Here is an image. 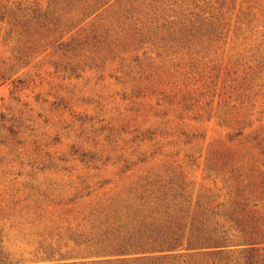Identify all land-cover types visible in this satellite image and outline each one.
<instances>
[{
	"label": "rangeland",
	"instance_id": "obj_1",
	"mask_svg": "<svg viewBox=\"0 0 264 264\" xmlns=\"http://www.w3.org/2000/svg\"><path fill=\"white\" fill-rule=\"evenodd\" d=\"M9 12L2 264L116 259L87 256L83 243L126 206L228 228L247 202L264 222V0H0V16ZM250 248L264 252L236 241L224 254ZM213 254L183 247L125 261L209 264Z\"/></svg>",
	"mask_w": 264,
	"mask_h": 264
},
{
	"label": "trees",
	"instance_id": "obj_2",
	"mask_svg": "<svg viewBox=\"0 0 264 264\" xmlns=\"http://www.w3.org/2000/svg\"><path fill=\"white\" fill-rule=\"evenodd\" d=\"M26 10L21 4L16 5V12L24 13ZM26 16L27 12L24 14ZM14 17L9 12L8 15L0 16V22L7 20L10 25L16 20ZM262 185L264 190V180ZM248 205L243 202L236 211L227 215V223H230L228 228L213 218L197 215L187 222L188 215H183L182 210H179V215H172L166 209L156 217L157 214L145 212L139 206L116 208L108 214L104 212V220L100 222L103 228L99 229L94 240L83 243L90 247L87 256L116 259L70 264H127L126 257L175 252L183 247L186 250H213L214 254L209 255V264H264V252L257 249L250 248L239 257L224 254V249L236 241L251 247L264 246V222L256 216L257 204H253V210ZM52 253L49 246L42 254L43 259H48ZM7 257L0 247V264L7 261Z\"/></svg>",
	"mask_w": 264,
	"mask_h": 264
}]
</instances>
